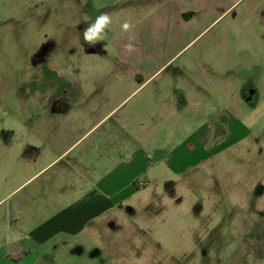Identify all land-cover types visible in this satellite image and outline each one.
<instances>
[{
  "label": "rangeland",
  "instance_id": "obj_1",
  "mask_svg": "<svg viewBox=\"0 0 264 264\" xmlns=\"http://www.w3.org/2000/svg\"><path fill=\"white\" fill-rule=\"evenodd\" d=\"M258 1L0 0V134L19 136L20 123L36 119L56 89L76 91V84L86 95L99 93L92 98L94 114L127 96L113 118L125 114L138 126L143 117L148 132L157 128L158 142L178 118L191 133L219 111L232 114L244 131L179 175L160 172L132 195L127 209L108 215L115 217L111 228L53 246V264H264V20L255 10ZM102 13L111 23L88 50L83 31ZM244 83L256 89L251 104L233 95ZM173 97L184 99L177 118L167 117ZM151 114L157 115L153 126ZM4 141L0 216L17 202L31 205L35 184L48 178L16 189L24 171L2 169L9 166ZM45 183L38 194L51 191Z\"/></svg>",
  "mask_w": 264,
  "mask_h": 264
},
{
  "label": "crops",
  "instance_id": "obj_2",
  "mask_svg": "<svg viewBox=\"0 0 264 264\" xmlns=\"http://www.w3.org/2000/svg\"><path fill=\"white\" fill-rule=\"evenodd\" d=\"M76 86L77 90L71 92L63 87L56 89L47 102L40 104L42 110L36 119L20 123L19 136L0 134L9 163L2 169L13 165L24 171L16 189L48 175L44 182L35 184L31 205L25 208L17 202L10 214L0 216V264L55 263L50 254L53 246L65 248L69 241L76 244L84 235L111 228L110 219L115 217L108 215L127 209L124 204L132 195L157 181L160 172L179 175L186 165L207 161L244 132L233 124L232 114L219 111L209 123L202 122L191 133L187 132V120L178 118V125L171 124L166 134L170 138L165 136L158 142L157 128L148 132L143 117L138 118V126H132L125 114L113 118L117 105L127 96L116 106L99 108L94 114L97 110L92 98L99 93L86 95ZM232 92L242 98L239 88ZM194 93L196 88L192 89ZM83 97L87 100L79 105ZM180 100L173 97L166 102L172 110L167 117H179L184 105L183 97ZM151 117L153 121L148 123L153 126L157 115ZM174 127L179 135L173 145ZM189 160L192 163L188 164ZM43 183L50 185L49 194V189L37 193Z\"/></svg>",
  "mask_w": 264,
  "mask_h": 264
},
{
  "label": "clouds",
  "instance_id": "obj_3",
  "mask_svg": "<svg viewBox=\"0 0 264 264\" xmlns=\"http://www.w3.org/2000/svg\"><path fill=\"white\" fill-rule=\"evenodd\" d=\"M111 23V18L107 13H102L96 17L94 23L89 25L83 31V38L86 43L95 44L102 39L104 30ZM123 29L127 31L130 27L128 23H125ZM128 47H131L130 45Z\"/></svg>",
  "mask_w": 264,
  "mask_h": 264
},
{
  "label": "flooded vegetation",
  "instance_id": "obj_4",
  "mask_svg": "<svg viewBox=\"0 0 264 264\" xmlns=\"http://www.w3.org/2000/svg\"><path fill=\"white\" fill-rule=\"evenodd\" d=\"M255 10L257 11L258 18L264 20V0H259L255 4ZM263 23L264 21H261V24ZM83 44H84V48L90 46V44L86 43L85 41H83ZM97 45H99V43H97ZM87 49L89 50V47H87ZM240 90H241L242 100L246 102L250 100V104H251V102H253L256 96V89L253 87V85L249 86L244 83L240 88Z\"/></svg>",
  "mask_w": 264,
  "mask_h": 264
}]
</instances>
